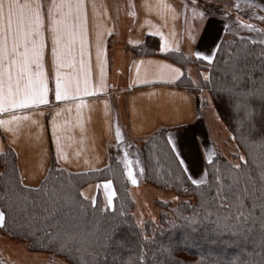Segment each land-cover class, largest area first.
Here are the masks:
<instances>
[{
  "label": "crops",
  "instance_id": "crops-1",
  "mask_svg": "<svg viewBox=\"0 0 264 264\" xmlns=\"http://www.w3.org/2000/svg\"><path fill=\"white\" fill-rule=\"evenodd\" d=\"M41 2L45 29L40 64L49 89L48 103L0 113V119L6 121L20 117L0 125V157L8 148L15 153L22 184L40 187L53 164L73 173L103 170L113 148L124 165L125 150L131 159L142 139L161 130L175 139L174 150L191 180L205 182L208 157L212 154V160L218 151L205 112L208 100L182 84L184 75L177 78L176 69L193 78L199 67L183 68L170 53L197 58L194 53L201 51L215 57L216 46L231 33L264 43V32L258 31L264 29V21L259 19L264 16V0H255L261 5L255 10L246 6V0H85L84 30L81 33L77 27L73 52H66L64 66L59 68L62 78L78 77L81 89L62 100L55 99L58 64L52 53L53 32L47 13L53 0ZM201 11L206 13L204 19L199 17ZM165 46L168 51L161 52ZM32 69L36 71L37 66L33 64ZM117 126L122 140L116 136ZM128 179L131 187L144 185ZM103 185L90 183L82 193L95 199L99 188L109 204Z\"/></svg>",
  "mask_w": 264,
  "mask_h": 264
},
{
  "label": "trees",
  "instance_id": "trees-1",
  "mask_svg": "<svg viewBox=\"0 0 264 264\" xmlns=\"http://www.w3.org/2000/svg\"><path fill=\"white\" fill-rule=\"evenodd\" d=\"M170 57L183 68L198 64L196 85L202 82L209 89L214 107L240 152L235 151L229 159L218 150L206 164L207 180L194 184L166 131L149 136L141 145L145 179L186 197L174 207L171 201L160 202L167 208L160 221L148 219L141 225L132 213L134 200L116 149H111L109 164L103 170L73 173L53 164L41 186L29 188L22 184L15 153L8 148L0 157V209L7 221L0 232L46 254L40 264H78V250L85 259L94 256L95 264H234L249 259L259 264L264 260L259 220L254 227L251 221L242 224L239 232L217 230L218 219L237 216L234 193L243 195L241 210L256 217L262 214L252 205L264 197V102L260 98L264 43L230 34L221 41L211 62L180 52H172ZM187 78L191 79L185 72L183 81ZM229 89L242 98L251 97L255 111L250 123L246 110L234 107L236 97L229 95ZM241 153L244 157L240 159ZM236 158L240 159L239 168L233 161ZM107 180L116 192L112 204H105L99 188L95 199L83 195L86 185ZM245 188L251 195L243 193ZM54 234H72L74 240L62 248L53 240ZM0 264H13L1 249Z\"/></svg>",
  "mask_w": 264,
  "mask_h": 264
},
{
  "label": "snow or ice",
  "instance_id": "snow-or-ice-1",
  "mask_svg": "<svg viewBox=\"0 0 264 264\" xmlns=\"http://www.w3.org/2000/svg\"><path fill=\"white\" fill-rule=\"evenodd\" d=\"M211 3V0H206ZM167 5H165L166 7ZM246 6L255 10L261 7L255 0H246ZM196 7L195 5L193 6ZM240 7L239 4L236 5ZM67 9L65 12L64 10ZM48 15L51 17V29L53 32V47L52 53L56 57L58 68L55 77V99H67L70 92H79L81 89V81L77 77L74 80L62 78L59 71L60 67L64 66V58L66 52H73L71 47L75 43L78 36L76 31L79 27L82 33L86 24L85 16V0H53V3L47 9ZM210 14V13H209ZM225 14L228 13L225 11ZM206 13L199 12L200 19H204ZM259 19L264 21V16ZM243 23V22H241ZM248 28H254L252 24L244 25ZM227 29V25L225 26ZM44 29H45V10L41 0H0V113L7 112L11 109H22L28 105L47 104L48 86L44 72L42 70L40 60L43 56L44 49ZM264 32V29H258ZM67 37V40L65 39ZM219 49V45L216 46ZM161 52H167V46L160 49ZM80 55L83 56V38L81 36V49ZM197 58H202L206 61H212L214 54H205L204 52L197 51L194 53ZM74 62V61H73ZM83 63V61H81ZM37 66V70L33 71L32 65ZM103 69H101V72ZM177 78L183 76L179 69H176ZM142 83L147 81H141ZM88 86V81L85 79L84 87ZM103 87V84H101ZM229 95L235 96L234 107L237 109L246 110V119L251 122L254 109L251 106V97H240L233 89H229ZM255 95V93L251 94ZM261 101L264 102V90L260 92ZM20 117L12 116L10 120L6 121L0 119V125L11 123L12 121L19 120ZM53 135L56 133V126L53 125ZM116 136L118 139H123L120 129L117 126ZM59 138H57L58 140ZM168 141L173 149L176 148L175 139L170 135ZM59 151V147H58ZM177 156L179 153H176ZM212 154L208 159L211 161ZM124 167L127 170V176L131 179L133 184H136L137 178L134 174L133 164H139L140 161L132 160L128 156L127 150L123 153ZM183 164V160L180 161ZM239 168L240 165H235ZM262 175H264V163L261 164ZM186 170V166H185ZM144 171L143 167L140 172ZM202 181L193 179L192 183L200 184ZM108 196V203H112V197L116 195L115 189L112 187V181L107 180L104 182ZM243 193L251 195L247 188L243 189ZM236 198L238 212L235 219L226 217L224 220H217V230L226 231H241V225L247 224L248 221L252 222L253 227L256 221L259 220V231L261 236V244L264 245V197H261L259 203H253L252 208L259 207L262 213L259 217L252 215V212H244L243 208V195L242 193H234ZM6 214L4 210H0V227L6 226ZM53 240L58 241L60 247L68 248L69 244L74 240L72 234H54ZM71 251V249H69ZM81 251L78 259V264H95L94 256L91 259H85ZM138 257L137 259H142ZM134 264V262H133ZM161 264V262H156ZM234 264H256V261L249 259L248 261L236 260ZM259 264H264L261 260Z\"/></svg>",
  "mask_w": 264,
  "mask_h": 264
},
{
  "label": "rangeland",
  "instance_id": "rangeland-1",
  "mask_svg": "<svg viewBox=\"0 0 264 264\" xmlns=\"http://www.w3.org/2000/svg\"><path fill=\"white\" fill-rule=\"evenodd\" d=\"M197 65L198 64L196 63L192 64L194 68H198ZM198 78V76L194 75L191 79H185L182 84L188 86L195 93L201 94L203 98H206L208 100V106L206 107L205 112L210 123L212 134L215 138V143L218 145V150L226 155L229 159H231L233 153L239 150L238 145L233 139H231L229 129L227 128L223 120L218 116L209 89H207L206 85L202 82L196 85L197 81L195 80H198ZM234 103L235 101H233V105ZM147 139L148 138L142 139V141L139 142V144L136 146V149H134L135 153L132 154L131 158L132 160L138 159L140 161L139 164H133L135 168L134 174L137 178V183H141L144 185L140 187H131L129 185L128 187L129 193L130 195L132 193L131 197L133 196L132 198L134 200L132 213L135 215L137 221L141 225H143V223H145V221H147L148 219H151L155 223H158L160 221L161 214L167 210V208L163 207L160 202L171 201V206L174 207L178 201L186 197L181 196L177 192L175 193L172 190H165L159 186L147 182L144 177V171L138 174L137 170L139 168L143 167L144 169V158L141 150V145H143V143ZM239 157L241 159V157H244V155L241 153V156ZM240 159L236 158L233 161L238 164ZM128 183L130 184V181ZM105 204H107L106 201ZM0 249L13 264H40L47 257L44 253L30 250L26 243L12 239L3 232H0Z\"/></svg>",
  "mask_w": 264,
  "mask_h": 264
}]
</instances>
